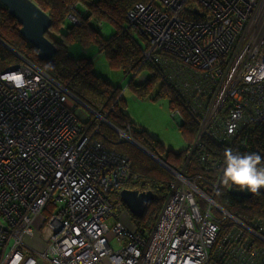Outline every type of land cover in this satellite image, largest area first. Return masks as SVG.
Returning a JSON list of instances; mask_svg holds the SVG:
<instances>
[{
	"label": "built area",
	"instance_id": "obj_1",
	"mask_svg": "<svg viewBox=\"0 0 264 264\" xmlns=\"http://www.w3.org/2000/svg\"><path fill=\"white\" fill-rule=\"evenodd\" d=\"M126 18L198 128L181 167L163 161L174 178L152 229L113 219L109 192L130 176L129 159L93 138L97 128L83 131L66 86L23 59L0 71L27 81L0 78V264H264V218H237L214 199L219 179L187 173L194 151L213 164L207 140L264 117V0L138 2ZM47 204L37 250L24 238Z\"/></svg>",
	"mask_w": 264,
	"mask_h": 264
},
{
	"label": "trees",
	"instance_id": "obj_2",
	"mask_svg": "<svg viewBox=\"0 0 264 264\" xmlns=\"http://www.w3.org/2000/svg\"><path fill=\"white\" fill-rule=\"evenodd\" d=\"M33 1L52 19V25L45 35L55 43L56 52L50 59H39L37 49L21 35L20 24L0 1V71L18 63L20 58L26 59L65 85L74 97L87 105L95 114L80 123L83 131L91 134L97 128L92 137L100 139L108 149H115L125 155L130 162V176L121 185L110 190V200L114 195L120 196V187L124 184H131L127 188L151 189L154 198L148 204L143 216L136 217L130 214L132 219L139 220L147 216H155L165 201L174 175L151 155L133 144V141L160 159L166 160L167 164L172 166L171 161L177 167H181L186 158V150L193 143L198 128L193 116L184 106L185 98L180 93V88L177 89L174 81L169 78L167 67L163 63H153L144 57L143 50L147 47V41L142 35L140 36L144 43L135 37L133 32L138 30L130 25L126 18L127 10L134 4L154 0ZM69 13H73L78 21L71 20L68 17ZM90 18L99 24L103 21L111 22L116 27L115 32L109 37L103 36L99 28H94L89 23ZM52 30L59 36L58 39L51 33ZM71 41H78L83 46L96 45L98 52L106 57L108 64L113 68L121 67L125 72L132 73L143 67L148 68L150 74L144 78V81L135 83L131 79L128 85L139 96H145L149 94L150 83L159 82L160 85L152 98H166L169 108L180 113L183 120L179 129L185 137L187 147L178 152L168 149L159 138L136 123L124 109L121 88L114 85L109 78L96 73L91 60L83 57L73 58L67 53V44ZM96 113L106 117L105 120L109 124L100 121ZM205 145V151L213 164L206 159L204 163L199 162L198 155L194 151L187 169L190 165V172L208 175L212 181L219 179L214 199L237 218L241 220L252 217L264 218V192L251 197H237L229 193L230 185L222 182L226 149L241 154L257 153L264 158V117L259 122H250L243 126L234 139L216 142L207 140ZM215 160L219 161L215 162ZM196 184L202 185L201 179H196ZM36 219L37 217L34 218V222ZM134 230L147 232L140 223H135Z\"/></svg>",
	"mask_w": 264,
	"mask_h": 264
},
{
	"label": "rangeland",
	"instance_id": "obj_3",
	"mask_svg": "<svg viewBox=\"0 0 264 264\" xmlns=\"http://www.w3.org/2000/svg\"><path fill=\"white\" fill-rule=\"evenodd\" d=\"M154 2L159 4L160 0H154ZM92 19L93 18H90L89 21H91ZM91 25L94 28H99L100 33L105 37H109L116 30L115 25L109 21H103L98 25L93 20ZM51 33L55 36L56 39H58L59 36L53 30L51 31ZM133 33L141 43H144L138 31L134 30ZM67 53L73 58L83 57L91 60L92 67L96 73L109 78V80L114 85L119 86L121 88L120 93L125 103V111L141 127L146 129L155 137L159 138L168 149L178 152L187 147L188 144L185 140V137L182 135L179 129L180 123L183 120L182 116H180V118L178 114H175V111H172L169 108L168 100L166 98H152L155 95L158 86L160 85L159 82L152 84L150 83L148 89L149 94L145 96H139L137 93L133 92L128 85L131 79L135 83L144 81V78H146L150 74V70L148 68L143 67L136 73L125 72V70L121 67L113 68L108 64L106 57L102 53L98 52V48L96 45L91 44L88 46H83L78 41H71L67 44ZM18 62H23V59L20 58ZM72 97V100L75 104L74 110L76 113L80 112L82 117L85 118L89 116L92 117L95 114L76 97H74L73 95ZM98 118L105 124L108 123L106 120H102L101 116H98ZM84 120L85 119L79 118L80 123H82ZM116 131L118 132L117 129ZM133 144L137 145V143L135 142H133ZM170 163H172V166L177 167L174 162L170 161ZM190 171L191 169L189 165L187 173H189ZM130 185L124 184L120 188H127V186ZM111 200L113 211L115 213H118L119 215L113 217V219H118L124 226L129 229H135V223H140L144 226L145 231H147L146 234H148V231L152 229L157 219L158 213L152 217L147 216L143 219L140 218V220L136 218L132 219L130 212L126 209L125 204L122 202L120 196L118 197L117 195H114L111 197ZM211 213H216V208L211 209ZM50 214L51 211L49 208V204H47L46 207L41 210V213L37 215V219L33 223L34 234L32 236H26L24 238V241L28 245H31L37 250H43L46 245V242L42 239L41 236V226L44 223V218H48ZM35 255L38 256L37 253H35Z\"/></svg>",
	"mask_w": 264,
	"mask_h": 264
},
{
	"label": "water",
	"instance_id": "obj_4",
	"mask_svg": "<svg viewBox=\"0 0 264 264\" xmlns=\"http://www.w3.org/2000/svg\"><path fill=\"white\" fill-rule=\"evenodd\" d=\"M0 1L7 7L9 14L20 24L19 31L21 35L37 49L38 58L41 60L50 59L56 52L55 43L45 35L52 25V19L50 15L41 9L33 0ZM93 20L94 19L89 21V23L92 24ZM94 21L99 25L96 20ZM137 145L165 167L162 159L148 152L139 144ZM262 192H264V188L260 190V193ZM229 193L237 197H251L252 195H256L249 193L246 190L241 191L234 185H230ZM120 198L125 204L126 209L132 215L141 217L145 213L148 204L153 200L154 192L151 189L139 190L133 188H123L120 191Z\"/></svg>",
	"mask_w": 264,
	"mask_h": 264
},
{
	"label": "clouds",
	"instance_id": "obj_5",
	"mask_svg": "<svg viewBox=\"0 0 264 264\" xmlns=\"http://www.w3.org/2000/svg\"><path fill=\"white\" fill-rule=\"evenodd\" d=\"M0 78L7 80L17 89H23L27 84L22 72L9 73ZM222 182L225 185L238 186L241 191L259 195L260 190L264 188V158L257 153L241 154L226 149Z\"/></svg>",
	"mask_w": 264,
	"mask_h": 264
},
{
	"label": "crops",
	"instance_id": "obj_6",
	"mask_svg": "<svg viewBox=\"0 0 264 264\" xmlns=\"http://www.w3.org/2000/svg\"><path fill=\"white\" fill-rule=\"evenodd\" d=\"M85 106H87V105H85ZM87 108H89V107L87 106ZM78 113H79L80 118L84 119V117H82L81 113L80 112H78Z\"/></svg>",
	"mask_w": 264,
	"mask_h": 264
}]
</instances>
